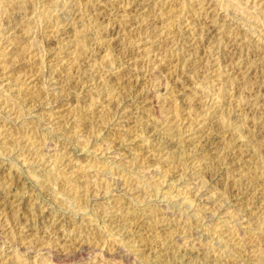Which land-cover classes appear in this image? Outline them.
Masks as SVG:
<instances>
[{
  "label": "rangeland",
  "instance_id": "1",
  "mask_svg": "<svg viewBox=\"0 0 264 264\" xmlns=\"http://www.w3.org/2000/svg\"><path fill=\"white\" fill-rule=\"evenodd\" d=\"M0 264H264V0H0Z\"/></svg>",
  "mask_w": 264,
  "mask_h": 264
}]
</instances>
